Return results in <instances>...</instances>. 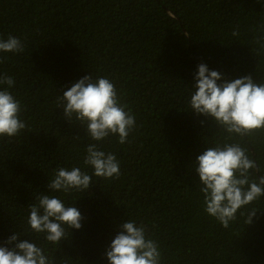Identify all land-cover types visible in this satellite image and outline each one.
Returning a JSON list of instances; mask_svg holds the SVG:
<instances>
[{
	"label": "trees",
	"instance_id": "obj_1",
	"mask_svg": "<svg viewBox=\"0 0 264 264\" xmlns=\"http://www.w3.org/2000/svg\"><path fill=\"white\" fill-rule=\"evenodd\" d=\"M261 25L264 0H0V38L25 45L0 53V76L14 78L10 91L27 123L19 135L0 137V246L11 248L5 241L17 232V242L34 241L58 262L108 264L112 239L132 219L159 245L161 264H264V197L251 205L258 209L249 225L244 208L228 228L203 210L191 165L226 134L188 107L201 63L227 80L264 81ZM91 74L108 77L136 118L126 143L110 136L99 144L116 155L120 175L93 176L86 192H47L59 167L93 171L84 158L94 141L57 103ZM236 139L264 173V131ZM42 192L84 217L60 244L27 224Z\"/></svg>",
	"mask_w": 264,
	"mask_h": 264
},
{
	"label": "clouds",
	"instance_id": "obj_2",
	"mask_svg": "<svg viewBox=\"0 0 264 264\" xmlns=\"http://www.w3.org/2000/svg\"><path fill=\"white\" fill-rule=\"evenodd\" d=\"M259 30L264 33V25ZM255 43L258 52L264 51V35L258 36ZM24 48L23 42L11 34L6 39L0 38V53L19 54ZM194 80L188 107L198 116L210 118L226 134L191 165L199 177L197 187L203 210L228 228L237 220L238 210L244 208L240 216L249 225L258 209L251 205L264 197V173L248 148L236 138L264 131V81L257 83L250 74L227 80L203 63L198 65ZM14 84L13 77L0 76V137L17 136L27 127L21 117V102L10 91ZM57 103L64 118L69 123L73 119L78 121L94 141L86 146L84 158V165L93 171L89 174L77 166L59 167L47 184V192H86L93 185V176L118 178L119 160L115 154L103 151L99 144L110 136H117L120 144L126 143L136 128V118L125 110L114 83L108 77L86 75L62 96L58 95ZM83 219L75 205H66L60 197L42 192L29 205L27 224L31 231L43 234L47 242L56 245L66 240L67 229L79 230ZM119 228L106 251L108 264H161L159 245L149 238L143 224L138 226L135 220L127 219ZM19 236L14 232L5 241L6 245H13L11 248L0 246V264H67L66 259L58 262L34 241L17 242Z\"/></svg>",
	"mask_w": 264,
	"mask_h": 264
}]
</instances>
